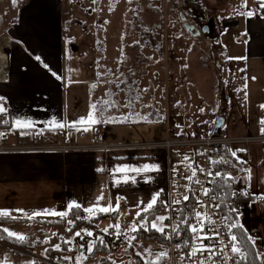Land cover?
Returning <instances> with one entry per match:
<instances>
[{
	"label": "crops",
	"instance_id": "obj_1",
	"mask_svg": "<svg viewBox=\"0 0 264 264\" xmlns=\"http://www.w3.org/2000/svg\"><path fill=\"white\" fill-rule=\"evenodd\" d=\"M65 1L70 2L69 8L72 10V18L68 22V26L73 37L69 33L64 36L61 0H16L15 6L11 2L12 12L0 16V36L6 37L10 43L7 77L5 81L0 82V98H3L0 99V107L5 109L0 115L6 117L8 121L6 125L0 126V134L5 133L9 142H14L19 134L28 131L73 128L75 133L71 142L81 145L91 143L95 131L101 129L104 142L118 143L125 139L133 140L139 136L136 134V127L143 128L148 124H155L161 121L160 116L159 120L156 117V119H152L153 121L148 118L146 121L134 122L130 119L135 111L133 113V108L130 109L126 104L121 108L120 105H115L114 109L111 108L104 115L102 112L96 111V119L101 122L91 125L88 131H83L85 127H89L88 124L76 123L81 118L88 117L90 105H92L91 95L93 96V94L90 90L80 89L79 86H70L72 84L69 82L64 83V46L67 49H75L74 42L76 43L86 36L91 39L96 33L92 32L86 35L79 33L77 35L73 14L80 10L81 6L76 4L74 7L73 0ZM231 1L216 0L218 7H214L219 8L221 5L223 8L210 15L213 16L215 24L213 29L216 37L215 41L207 42L210 45H206L208 49L206 57L209 62H205L201 57L203 55L202 45L200 46L201 51L199 50L201 42L198 44L197 41H194L197 47L192 46L191 49H188L191 51H185V56L183 53H179L178 56L183 58L179 60L185 62L183 69L185 78L188 79L184 86L192 87L214 110L217 109V103H220L219 117L224 118L220 133L235 137L264 136L261 134V128L264 125L260 123L261 120H264V108H261V105H264V8L260 7L258 0L243 1V3L246 1L249 3V8H245L244 12L251 11L253 15L251 17L241 15L242 20L238 23L242 25V30L233 41L234 44L237 42L235 47L244 50L250 70L254 73L253 82L250 83L248 90L245 89L241 101L229 94H227L226 101V91L222 89L223 92H220L217 75L224 66L220 61V56L221 51L226 48L225 46L220 48V43L228 31L235 28V22H237L235 17L239 15L237 13H240V10L232 9ZM85 13H87L85 17L94 15L89 10ZM219 15L224 18L222 29L219 28L217 21ZM3 21L6 22L4 30L2 29ZM82 23H85L84 20ZM82 23L79 24L81 28ZM203 26L206 25L203 24ZM206 27L208 31L205 35L210 29V27ZM95 28L96 26L91 30L94 31ZM83 29L84 27L80 32L84 31ZM184 48L186 49V47ZM182 50L184 49L182 48ZM199 63L210 67L209 74L212 75L213 80L212 90L209 86L203 87L204 84L202 81L200 82L205 74L201 71L203 69ZM189 65L197 67L189 69ZM183 69L181 66V74H183ZM187 69H189L190 76L186 75ZM219 78H221V74ZM193 97L192 92L183 96L187 103V109ZM238 102H241L239 107ZM157 104L152 109L142 107L140 112L146 114V110L150 109L154 113L155 108L161 107V103ZM137 109L138 107L136 108L138 114ZM125 110L127 111L125 112ZM172 110L174 111L175 108ZM172 110L167 111V108L165 110L164 104V116H166L165 112H169L170 115ZM129 111L131 112L129 113ZM17 119L31 121L32 127L16 128L14 125ZM50 122L63 124L65 127L55 128L51 126ZM104 127L107 129L105 134ZM177 131V123H173L172 129L170 127L168 129L167 138L186 136ZM213 134H215V127L209 136ZM238 150L241 151H237V157L245 159L249 164L246 171L231 173L232 180L247 196V206L237 218L238 226L247 233V239L254 247L257 259L261 263L264 261V143L250 144ZM144 165L158 166V170L140 173L113 171L126 166L142 169ZM125 176L130 177L126 182L124 181ZM165 188V159L162 151L0 154V211L6 210L11 216L28 217L17 212L18 209L24 210L25 213L43 212L45 209L55 213L67 212L69 205L73 207L79 205L78 208L85 211L86 215H90L92 212L86 211L87 209L97 206L107 207L109 204L115 206L117 197H121L122 199L119 200L120 216L117 221L106 218L95 222L100 227V224L107 220L120 225L124 222L123 216H127V218L136 216L157 192H159V204ZM101 196L103 199L99 200V205H97V200ZM33 218H60V216L41 215ZM153 221L154 219L149 222L150 226ZM1 227L23 236L24 240L41 241L56 237L50 245L54 249L58 243L64 241V238L69 237L62 236V233L68 229V224L3 222ZM27 230L33 231L25 233ZM25 234H29V237ZM68 241L70 240L68 239ZM4 246L11 249L7 245ZM29 247H32L33 251H38L31 253L34 257L45 259V249L39 250L41 245L35 244ZM59 250L62 249L59 248ZM21 252L27 251L21 250ZM27 253L30 254V252ZM73 254H77L80 260L86 253L83 249ZM102 254L104 253L96 252L87 259L85 264H98L96 261L101 259Z\"/></svg>",
	"mask_w": 264,
	"mask_h": 264
},
{
	"label": "rangeland",
	"instance_id": "obj_2",
	"mask_svg": "<svg viewBox=\"0 0 264 264\" xmlns=\"http://www.w3.org/2000/svg\"><path fill=\"white\" fill-rule=\"evenodd\" d=\"M73 1L74 7L76 4L81 6L78 11L74 8L76 12L73 14L77 35L79 33L86 35L92 32L96 33V35H93L91 39L86 36L81 38L80 41L74 42L75 49H67L64 46V83L67 84L69 82L72 84L70 86H79L80 89L90 90L93 94V96L91 95L92 104H96V111L102 112L103 115L107 114L111 108L114 109L115 105H120L121 108V106L125 107L127 104L130 109L133 108V113L135 111L130 119L134 122L138 120L139 122L142 120L146 121L148 118L153 121L152 119H156V117L159 120V116L161 119V121L155 124H148L143 128L136 127L135 131L139 135L138 137L129 141L125 139L118 143L164 140L168 137V129L169 127L172 129L173 123H177V132L182 135H190V137L194 138L210 135L220 118V110L218 109L220 103H217V109L214 110L192 87L184 86L186 85V80H188L185 78L183 69L185 62L179 60L183 58L178 55L183 53L185 56L184 52L191 51L188 49L196 46L194 41H197L198 44L201 42L199 50L201 45V49L203 48V51L200 50L203 54L201 57L205 62H209L206 57L208 53L206 45L209 44L207 42L215 41L214 38L216 37L213 29L215 26L213 16L211 17L210 15L216 10L223 8L221 5V8L214 7L217 5L216 0H198L199 4L195 6L197 8L195 13L198 15L196 20L190 16L187 7L178 4L180 0H96V3L89 0ZM243 1L232 0V9L235 8L240 10V12H244L245 8H249L247 1L250 2V0H247L246 3H243ZM11 2L12 0H0L1 17L12 12ZM69 4L70 2L61 0V19L65 30L64 36L69 33L73 37L74 35L70 33V27L68 26V22L72 18V10H70ZM87 9L94 15L85 17L87 14L85 11L88 12ZM228 10L230 12V9ZM228 10L226 11L227 14ZM178 11L183 12L189 24L195 26L205 24L210 27L208 34L193 39L183 29L178 19ZM83 20L85 23H82ZM223 20L222 15L217 17L219 28L221 29ZM241 20L242 16L236 15L235 28L228 31L220 43V48H223V46L226 48L221 51L220 61L224 66L217 75V79L220 85V92L226 91V101L227 94L241 101L245 89L247 88L248 90L250 83L253 82L254 73L250 70L243 48L238 49L235 47L237 42L233 43L237 34L241 33L242 25L238 23ZM80 23L83 25L82 28L84 27L82 32H80L82 29L79 26ZM94 26L96 28L92 31L91 28ZM5 28L6 22L3 21L2 29L4 30ZM181 66L183 74L180 72ZM194 67L190 66L189 69H194ZM200 67L205 74L200 82L202 81L204 84L203 87L209 86L212 90L213 80L212 75L209 74L210 67L204 64H200ZM189 69L186 70V75L190 76ZM220 74L221 78H219ZM93 85H95L94 88L92 87ZM191 92L194 97L191 99L190 106L187 109V103L183 96L188 93L191 94ZM105 101L109 103L105 104ZM157 103H161V107L155 108L154 113L150 109L146 110V114L140 112L142 107L152 109V107L158 105ZM238 103L239 107L241 102ZM164 104L167 111L175 108L170 115L169 112H165L167 117L163 113ZM137 107L138 114L136 113ZM106 131L107 129L104 127V134ZM100 138L103 142L105 141L103 134ZM159 216H163V214L156 215V217ZM123 217L122 220L124 222L118 227H116L117 225L114 222L111 223L108 220L100 224L102 232L107 228H113L115 232L113 238L118 239L119 243H117L118 250L111 254H102L101 259L96 261L98 264H136L133 259L134 254L140 255L145 261H155L158 258V254L165 253L164 247L158 240L138 238L135 234L136 231L132 230L133 227L143 229L140 227L141 224L144 225V228L151 227L147 220L136 221V216ZM156 217L152 223L162 226L163 224L161 225V222ZM1 223L3 222H0V228H2ZM69 227L62 233L64 237L69 236L66 239L63 237L67 246L63 242L57 244L62 250H56L50 246L56 237L41 240L43 243H35L37 240L27 239L31 243L24 246L23 250L30 252V254L13 250V248L11 250L2 244L0 239V264L11 262L13 264H33L34 259H41L43 263L40 264H44L46 261H48V264H60L57 263V261L59 262L62 259L59 255H55V259L50 258V260L47 259V255L44 257L45 259L34 257L31 253H37L38 251H33L32 247L29 246L35 244L41 245L39 250L45 249V254L47 247L57 252L67 250L65 253L74 258L76 263L79 262L77 256H72L74 255L73 253L83 249L87 253L89 251V246L87 247V245H91V243L85 241V238H89V236H86L83 232H80V236H76L75 233L79 232V230L72 233L69 231ZM31 231L33 230H27L25 233ZM25 236L29 237V234H25ZM164 263L165 256L159 259V264Z\"/></svg>",
	"mask_w": 264,
	"mask_h": 264
},
{
	"label": "built area",
	"instance_id": "obj_3",
	"mask_svg": "<svg viewBox=\"0 0 264 264\" xmlns=\"http://www.w3.org/2000/svg\"><path fill=\"white\" fill-rule=\"evenodd\" d=\"M9 49L8 39L0 36V57L4 59L0 82L7 77ZM7 121L6 117L0 115V126L6 125ZM74 133L73 128L38 129L21 133L14 142H9L2 132L0 154L162 151L166 188L159 204L161 214L167 218L163 221L165 243H161L166 254L164 264H249L237 234V218L247 206V196L231 178V173L246 171L249 164L232 153L250 144L264 143V136L235 137L219 132L205 138L182 136L161 141L106 143L100 138L101 129H97L93 142L76 145L71 142ZM205 189L208 195L203 194ZM185 196L188 197L187 201ZM191 226L197 229L202 227L203 231L198 235L210 239L194 240L189 231ZM88 232L91 231L85 230L83 233L89 236ZM103 233L111 238L115 235L113 228H107V234L105 231ZM233 235L237 237L236 244L244 254L243 259L231 252ZM201 245L211 251L191 255L192 249Z\"/></svg>",
	"mask_w": 264,
	"mask_h": 264
},
{
	"label": "trees",
	"instance_id": "obj_4",
	"mask_svg": "<svg viewBox=\"0 0 264 264\" xmlns=\"http://www.w3.org/2000/svg\"><path fill=\"white\" fill-rule=\"evenodd\" d=\"M180 3H181V6H185L188 8V10H191L193 12L192 17L194 19H198V15H196L195 13L197 12L196 11L197 8L195 6L199 4L198 0H180L178 4ZM67 212H68V215L66 216V218H61V217L60 218H29V217H19V216L8 215L6 219H0V222H21V223H30V222L47 223L49 222V223H56L60 225L69 224L70 226L69 231H71L72 233L76 232L77 230H79L80 232H84L85 230L91 231L92 235L89 238H85V241L87 242L89 241L91 245H94V247H92L91 251H87V253L85 250L86 254H83L81 259L77 263L74 261V258H72L70 255L65 253V251L67 250L63 252H59V251L57 252L56 250L50 247L46 248V255L48 256L47 259L48 260H50V258L55 259V255H59L61 256L62 259L59 260V262L57 261V263H60V264H85L87 259L91 258L96 252H101L104 254H111L118 250V244H117L119 243L118 239H114V238H111L105 235L102 232L101 227L96 225L95 222L106 219V218H110L114 221H117L118 217L120 216L119 210L116 212H109V213H100V212L94 211L90 215H86L85 211H83L82 209L78 207H72L71 209L69 208ZM140 212H142V210ZM158 214H161V209H160L159 204L152 211L142 212V217H138L136 215L135 220L140 221L142 219H145L147 220V222H150ZM77 217H79V219ZM147 228L149 229V231H145L143 229L138 228V230L135 232L136 236L138 238L158 240L160 243H165L163 234L155 230H152L151 227L149 226ZM237 234L241 240L243 247L245 248L246 256H247V260L249 264H261L260 261L257 259L254 247L247 239V233L242 228L238 227ZM0 236L4 237V239H1V243L13 248V250L21 251L23 250L24 246L28 245V243H31V241L29 240H23L22 242H20L14 238L9 239L7 237V234L3 231H0ZM101 241H103V243H101ZM35 243H43V242L35 241ZM63 243L65 246H67V244L64 241ZM91 245L88 244L87 247ZM72 256L76 257L77 255H72ZM66 257L70 259H65ZM133 259L136 264H145V260L138 254H134ZM40 263H43L41 259L33 260V264H40ZM44 264H48V261H46Z\"/></svg>",
	"mask_w": 264,
	"mask_h": 264
},
{
	"label": "snow or ice",
	"instance_id": "obj_5",
	"mask_svg": "<svg viewBox=\"0 0 264 264\" xmlns=\"http://www.w3.org/2000/svg\"><path fill=\"white\" fill-rule=\"evenodd\" d=\"M93 3H96V0H92ZM259 2V5L261 8H264V0H258ZM12 3H13V6H15L16 4V0H12ZM239 15H244L246 17H251L253 15V13L251 11H248V12H240V13H237ZM39 59V58H38ZM55 75V74H54ZM59 78V77H58ZM93 88L95 87V85L92 86ZM246 87V85H245ZM146 91V90H145ZM0 99H3V98H0ZM109 103L108 101H105V104ZM96 104H92L90 105V112L88 114V117L87 118H81L79 121H77L76 123L77 124H88L89 127H85L83 129V131H88L90 130V126L91 125H94L96 123H99L101 121L97 120L96 119ZM261 108H264V105H261ZM5 111V109L3 107H0V113H3ZM125 119H127V117H125ZM105 122H108V121H105ZM260 123L262 125H264V120H261ZM51 126L52 127H55V128H63L65 127V125L63 124H59V123H56V122H50ZM16 128H19V129H24V128H31L32 127V122L31 121H28V120H20V119H17L15 121V125H14ZM71 126V125H70ZM77 130H80V129H77ZM261 134H264V127L261 128ZM2 135V134H0ZM238 151H241V150H238ZM232 155L235 157L236 156V152H233ZM187 159V158H185ZM238 162H241L242 161H238ZM158 170V166H155V165H144L142 169H133L131 167H125L123 169H114L113 171L114 172H132V171H135L137 173H140L142 171H156ZM98 171H102V170H98ZM193 175H195V173H193ZM217 175H219V173H217ZM128 179H130V177H127L125 176L124 177V181L126 182ZM119 183V181H117ZM162 191V190H161ZM204 195H208V190L205 189ZM103 199V196L99 197L98 200H97V205H99V200ZM122 199L121 197H117V203L115 206H113L112 204H109L107 207H99L97 206L96 208H89L87 209L86 211L88 212H93V211H97V212H100V213H109V212H116L120 209V204H119V200ZM184 199L187 201L188 200V197L185 196ZM158 200H159V192H157L156 194H154L151 199H150V202L142 209V212H149V211H152L154 210L157 206H158ZM73 206L72 205H69V208L71 209ZM76 207H79V205H76ZM218 207V205H217ZM17 212H20L22 213L23 215H26L28 216L29 218H33V217H36V216H41V215H59L61 218L65 217L68 215V212H61V213H55L53 211H50V210H43V212H34V213H25L24 210L22 209H18L16 210ZM233 211H237L236 209H233ZM142 212H138L137 213V216L138 217H142ZM199 213H197V217H199ZM8 217V213L6 210H3V211H0V219H6ZM79 219V217H77ZM157 220H159L161 222V225L163 224V221L165 219H167L166 217H163V216H159V217H156ZM71 223V221H70ZM111 227V225H110ZM118 227V225L116 226ZM141 228H143L145 231H149L148 228H144V225L141 224L140 225ZM233 227H235V225H233ZM151 229L152 230H155L157 232H160L161 234L164 233V228L160 225H157L156 223H152L151 224ZM133 231H137L138 229L136 227H133L132 229ZM0 231H3L7 234V237L9 239H17L18 241L22 242L24 240V237L19 235V234H16V233H13L11 231H8L7 229H0ZM105 233L107 234V229L104 230ZM173 231H175V229H173ZM189 231L192 233L193 235V239L194 240H205V239H210V237L208 236H200L198 235V232H202L203 231V228L201 227L200 229H197L195 226H191L189 228ZM76 236H80V233L77 232L75 233ZM87 235L91 236L92 233L91 232H88ZM167 238V237H165ZM0 239H4L3 236H0ZM133 239H135V237H133ZM231 240H232V244H231V252L234 256H240L242 259H243V252L241 251L240 247L237 246L236 244V240H237V237L235 235H233L231 237ZM101 243H103V241H101ZM57 250H59V245L55 246ZM92 247H94V245H91L89 246V251H91ZM203 251H211L210 248H207L206 246H203L201 245L200 247H194L192 249V252H191V255H195L197 252H203ZM166 254L165 253H160L158 254V258L157 260L155 261H145V264H159V259L163 258ZM214 255V253H213ZM65 259H70V258H65Z\"/></svg>",
	"mask_w": 264,
	"mask_h": 264
},
{
	"label": "water",
	"instance_id": "obj_6",
	"mask_svg": "<svg viewBox=\"0 0 264 264\" xmlns=\"http://www.w3.org/2000/svg\"><path fill=\"white\" fill-rule=\"evenodd\" d=\"M178 19L181 22L183 29L186 31L188 35L192 38L198 37L201 33L205 34L208 31L206 26H203L200 30L195 28L194 25L188 23L187 17L183 14V12L178 13ZM224 123V118L220 117L215 125V134L220 132V128Z\"/></svg>",
	"mask_w": 264,
	"mask_h": 264
},
{
	"label": "flooded vegetation",
	"instance_id": "obj_7",
	"mask_svg": "<svg viewBox=\"0 0 264 264\" xmlns=\"http://www.w3.org/2000/svg\"><path fill=\"white\" fill-rule=\"evenodd\" d=\"M180 5H181V3H180ZM178 13H179V11H178ZM188 13L190 14V16H192V14H193V12L191 11V10H188ZM194 20H196V19H194ZM198 22V21H197ZM194 24H195V22H194ZM193 25V24H192ZM195 26V25H194ZM195 28H197V29H201L202 28V25H200V26H195ZM201 35H205V34H203V33H201L199 36H201ZM198 36V37H199ZM198 37H196L195 39H197Z\"/></svg>",
	"mask_w": 264,
	"mask_h": 264
},
{
	"label": "bare ground",
	"instance_id": "obj_8",
	"mask_svg": "<svg viewBox=\"0 0 264 264\" xmlns=\"http://www.w3.org/2000/svg\"><path fill=\"white\" fill-rule=\"evenodd\" d=\"M4 63V59L0 57V70H1V65Z\"/></svg>",
	"mask_w": 264,
	"mask_h": 264
}]
</instances>
